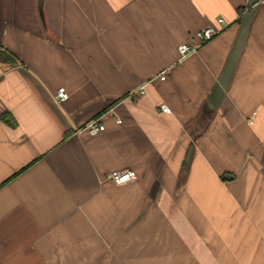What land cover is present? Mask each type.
I'll use <instances>...</instances> for the list:
<instances>
[{"label":"crops","instance_id":"obj_1","mask_svg":"<svg viewBox=\"0 0 264 264\" xmlns=\"http://www.w3.org/2000/svg\"><path fill=\"white\" fill-rule=\"evenodd\" d=\"M247 1L0 0V264H264V0Z\"/></svg>","mask_w":264,"mask_h":264},{"label":"built area","instance_id":"obj_2","mask_svg":"<svg viewBox=\"0 0 264 264\" xmlns=\"http://www.w3.org/2000/svg\"><path fill=\"white\" fill-rule=\"evenodd\" d=\"M227 25L228 24L222 18H219L217 19L215 26L209 25L195 32L192 41L182 43L177 47L179 59H185L187 56H190L191 54L198 51L202 45L206 44L215 36H217ZM160 75L161 76L159 77V80L163 81L164 73L162 72ZM143 87L144 86H140L138 89L131 92L128 95V98L136 99L145 95V89ZM54 99L57 102H63L67 99V93L62 88H59L54 94ZM157 111L162 114L170 113V109L164 104L159 105L157 107ZM109 115L114 119L115 124L118 125L121 123L120 119L113 110L109 111ZM100 120V118H95L88 121L81 130L92 136L104 131V126L100 123ZM136 179V174L130 169L110 172L104 178L105 181H108L115 186H123L133 182Z\"/></svg>","mask_w":264,"mask_h":264},{"label":"water","instance_id":"obj_3","mask_svg":"<svg viewBox=\"0 0 264 264\" xmlns=\"http://www.w3.org/2000/svg\"><path fill=\"white\" fill-rule=\"evenodd\" d=\"M262 2L261 0H248L247 1V5L249 8H253L256 7L257 5H261ZM256 9V8H255ZM255 9L248 15L246 16V18L243 20L242 25L240 27V30L236 36V40H235V45L233 50L230 52V62H229V66L232 64L234 65L236 63V61L238 60L243 47L245 46V41L248 35V31L249 27H250V23L252 21V18L254 16L255 13ZM227 80V79H226ZM225 79H219L218 80V86L220 87L221 91H226V81ZM192 153V147L189 148L185 160H184V165L183 168L186 169V167L188 166V163L190 162L191 159V154ZM222 179H230V176L225 175Z\"/></svg>","mask_w":264,"mask_h":264},{"label":"trees","instance_id":"obj_4","mask_svg":"<svg viewBox=\"0 0 264 264\" xmlns=\"http://www.w3.org/2000/svg\"><path fill=\"white\" fill-rule=\"evenodd\" d=\"M14 61H15L14 57L6 50L0 47V63L7 65L13 63Z\"/></svg>","mask_w":264,"mask_h":264}]
</instances>
